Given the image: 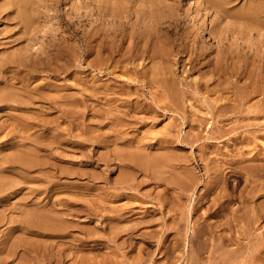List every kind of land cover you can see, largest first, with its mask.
Listing matches in <instances>:
<instances>
[{
    "label": "rangeland",
    "instance_id": "374dc122",
    "mask_svg": "<svg viewBox=\"0 0 264 264\" xmlns=\"http://www.w3.org/2000/svg\"><path fill=\"white\" fill-rule=\"evenodd\" d=\"M223 1L226 3L225 8L230 9L227 10L223 8V10H221L223 16L219 17L218 13L206 7L204 0H0V59H2L4 63L3 73H0V76H3V83H0V90L3 91V95H14L18 99L21 97L20 99L24 100V102L22 103L18 102V107H20V110L18 109V111L13 108H9V110H3V112L0 111V115L2 116L0 117V125L2 124L3 126H6V129L1 135L3 136V138L0 139V143L8 138L5 137V133L8 130V132L13 130V135L22 139L26 138L28 135H32L30 137V140L32 141L38 140L37 142L41 141L45 143H54L53 146L52 144L51 146L49 145V150L46 149L44 151H40L41 153L38 152L36 155L32 154V157L36 161L38 159L37 162L43 164L44 169H47L51 165H54L55 168L58 169V172L56 173L49 169L47 171L49 172L47 173L48 175H46L45 171L43 170L38 171L37 168H35L36 170H33L31 172H26L19 167L15 169H3V184L12 183L13 186L7 189L8 192H5L6 194L3 200V203H5V205L0 206V209L4 210L3 217L6 216L5 220L9 216H11L14 222L12 225L8 224L7 226V224H3V226L0 227V233H2L0 234V239L5 238L4 233L8 231L6 229H9L13 226L20 228L18 229V232H16V234L14 233V236L18 239H15L16 241L12 240L11 242L15 241L16 244L20 242V245L22 242H30L34 244L38 248V255H36L35 257L37 261L36 264H54L51 263L53 260V258L51 257L54 253L58 252L57 254H59L60 250L62 251L61 257H66L65 262H62L61 264H70L71 257L73 256L77 259L82 258L83 262H85L86 264H94L95 262L101 264V260H103L104 258L111 259V262L108 264H138L139 262V264H208V262L210 264L212 261L214 262V260V263H216L217 260V262H219L220 259L214 258L217 257V254H219L223 250V248H225V250H223L225 251L224 258L226 260L228 259L227 261L230 264L231 262H234L235 264L264 263L263 260L261 263V260L259 262L255 259H251L248 256V251H252L250 247L253 249L254 246V248H256V243L258 245L257 239H260L259 243H264V225H260V229L257 227V230L256 226L248 230L246 229L247 232H251L250 235L246 232V230L243 231V228L241 227L240 230L237 231L239 226L236 228L235 225L233 228H231L233 230L235 228L234 231L229 230L228 227H226L228 229L220 228L221 230L216 228L218 227V223L223 222L222 220H225L226 216L227 218H229L228 216L231 217L230 213H233H222L223 206L220 205L219 207V204H222L223 202L221 200V202L219 201V199H221L220 195L223 194V192H226V195L230 196L231 204L230 202L229 205L225 203L227 205L224 204V206L228 207L229 211H231L241 208L242 205L245 204L244 201L246 199L244 198H246L248 192H251L252 188L249 184L250 182L248 181L251 176L248 173L247 175H245L246 173H244V171H241V169L244 168L242 164L245 166V164L247 163V166H245L246 168L248 167V165L251 166V162H247V160L252 156H255L254 154H259L258 158L264 157V141L262 139L264 138L262 134V131L264 130H261L262 133H259L260 130H256L257 135H255V130L249 129V131H245L243 126H245L246 124L250 125L263 123L264 114L258 113L259 110L255 109L253 110L254 113H248L246 111L244 113L242 112V114L233 115V113L229 112L230 110L226 108L228 112L227 110L226 113L225 110L222 112V109L220 113L224 116L218 118V116L216 117V115L212 117L210 113L202 108L203 106L198 101H194L199 98L197 96L191 97L189 95L188 97H184V99H182L184 101H179L181 98V95L179 94V88H182L181 83H179V80L181 78H185L186 81H193L192 84L197 83L202 87L204 86V84H210L209 87L213 88L215 85L221 84L220 89L225 88L222 97L218 93L214 94L215 91L203 95L205 97L207 96L208 100L212 103L214 99L219 96V99L217 100L219 102L217 103V105H221V102H223V105L227 103L228 107L230 105H233L238 100L239 97L237 98L236 96H240V94L243 96L245 93L249 95V93H251L253 89V86L257 85V78H255V76L251 74H255L254 67L250 66L249 64L254 63V60L252 59H255L259 54L262 53L261 55H264V27L262 29H258L260 31L255 30L254 28L252 29V31H246L242 25H239L234 20V14L242 11L247 4L252 3L255 0ZM161 3L164 9L162 10V13L160 15L164 17V21L168 22L170 20H178V27L175 30L176 32H170L166 35L167 38H164V42L169 43L167 46V50L170 54V57L169 60H165L163 62L158 59L148 58V54H151L152 52L153 43L150 42L148 35L141 34V31L139 30L140 27L147 26L148 24V19H142L143 14L145 12L151 13L150 10L152 9H154V13H157V5ZM20 9L25 10L29 16V26H31L32 30L30 31L31 33L29 35L25 34L24 26L20 22V19L18 17V11ZM157 14H159V12ZM219 20H222L221 25H218L217 23L219 22ZM255 23H257L256 25L259 24L257 21ZM202 25L204 26V28L208 29L215 25L220 28L221 31H224V29H228L229 31L236 30L234 38L227 36V40L223 41V43H225L223 46L226 45L224 48L227 49V44L232 42L231 45L229 44V47L231 46V48L238 50V47L240 46L241 49H244L245 52L250 55V58L244 60V62H241L246 64L248 66V71L250 70L251 72V75L249 74L247 77L248 79L244 78L240 81L241 83H218L213 82V74L208 73V69L206 68L200 71L201 68L197 66L194 70H191V67L193 65H196V61H200L203 58L205 59L204 61H208L209 59L206 54L201 56L200 58L195 57L198 55L199 50H201L206 45H208V49L217 45V38H212V34L207 36V32H205V34H202L199 39H196V45L195 47H193L194 49H196L195 56H192V62H189L188 56L190 55V48L187 50L186 42L191 37L192 33L188 34L187 31L192 26H194L195 30L198 26ZM164 27H167V25H165ZM130 28H134L135 31L138 32H135V35L133 36L130 33ZM238 28H241V31L237 30ZM170 29L172 30V28ZM120 35H124V38L121 39ZM137 36L138 38L134 39V37L136 38ZM218 36L220 38L222 37L221 35ZM27 37L30 40H33L29 41ZM25 42H27L28 44H26ZM142 42H145V44H143ZM204 43L206 45H204ZM135 44L137 45V47ZM94 48L95 50H93ZM31 50L33 53L30 52ZM94 51L95 53H97L95 55L97 58H95L96 62H98L99 60V63L94 62V56H92L94 54ZM124 51L125 53H123ZM25 52L29 53V55L31 53L32 59L39 60L37 61V71L31 72L23 68H12L11 65L6 63L12 58L14 59L13 55L19 56V54ZM135 55L137 57L135 59H131V56ZM118 56L119 58H117ZM139 56L141 58H139ZM88 57L91 60H89ZM212 57L210 58V61H212L213 63ZM111 58H113L114 61H116L115 58H117L118 60L116 62H112ZM121 60H123V63ZM158 62L160 63V66ZM166 63H168L167 66ZM203 71L204 73H202V75L201 72ZM149 72L158 73L157 79L159 81L157 83H152L150 81L151 74ZM199 74L201 77L199 76ZM198 78L201 79L198 80ZM166 79L168 80V82H170V85L171 83H175L176 85L174 84V86H170L168 82H166ZM207 80L208 83H204ZM233 85L236 86V92H234L235 89L233 88ZM160 86H166L168 88L170 87V89H168V93L163 92L164 94H162V90L159 88ZM171 87H175L176 89H178V91L174 89L175 92H173V89ZM217 89H219V87H217ZM148 90L151 92H149ZM152 92L155 93L152 94ZM170 93H172V95ZM174 93L178 94L175 95ZM201 93L203 92L201 91ZM168 94L169 96H176L173 104H176L177 106L182 105L183 109L181 112L165 113V111H162V109L166 107V105H169L170 101L167 98ZM176 98L179 101L178 103H180L179 105L176 102ZM229 98L233 101L231 100L230 102H228ZM154 99H158L157 102H160L159 105L154 103ZM224 99L225 101H223ZM257 99V96H253L252 99H248L249 103L243 102L245 103V105L242 110L245 109L248 104L251 106V104L256 103ZM63 102H66V104H64ZM145 103L148 107H145ZM11 105L16 104L11 103ZM142 106L147 110H145V108H141ZM134 107L135 110L133 109ZM142 109H144L145 112H141ZM154 109L157 111V114L151 113L152 110L155 111ZM138 110L139 112L138 114H136ZM133 111L136 115L139 116V118L135 116V114H133ZM10 115L15 116L17 119H11L10 117H8ZM64 115L67 116L66 119L64 118ZM108 115L111 117H109ZM78 116H82L80 118L81 120L78 119ZM76 117L78 118L76 119ZM58 118L60 121L58 120ZM253 118L256 119L253 120ZM39 121L46 123V125H48V129H44L42 126H40ZM115 121L120 122L117 123ZM189 122H191V124ZM211 126L216 130H211ZM234 126L237 127H235L233 130V128L231 127ZM188 127L193 128L190 129ZM229 127L231 129H229ZM223 130L226 131V134ZM227 130L229 131L228 135ZM26 131L27 133H25ZM218 131H222L221 134L218 133ZM253 134L254 136H251ZM37 137H41L42 139H38ZM77 137L79 138V140ZM197 137L201 138H198L197 140ZM125 140L127 142H125ZM247 140H249V144ZM9 143L10 142L0 144V152H4L5 156L7 155V153H9ZM250 144L251 146L253 145L252 148H250L251 152L253 151L252 153L246 152L250 150L246 149ZM236 147H239L238 149L240 150L238 151ZM260 147L261 151L259 150ZM26 148L31 149L33 148V146L27 144ZM146 149H148V153L147 151H144ZM243 149H245V152ZM127 150L128 153H126ZM143 151L146 154L142 153ZM202 151H204V153ZM139 152H141V154ZM39 153L40 155H38ZM83 153H86V157L83 156L82 158ZM133 153H135L134 155L138 156L139 160L143 162L144 166L142 165V167H139L138 165H136L137 162L136 164H134V162L131 164L132 167L123 168L124 164L127 163H123V161H121L123 159V154L131 156V154ZM137 153H139L140 155ZM142 154L144 155L142 156ZM247 154L251 156H248ZM172 155L175 156L173 157ZM176 155L179 156L176 157ZM53 156L57 157V159H61V161L55 160ZM101 156L104 157V160ZM169 156H172L174 161L172 157L170 158ZM234 156L239 160V162L236 161L237 159ZM230 157L236 160L231 159L233 161L232 162L231 160H229ZM227 158L229 162L231 161L233 163L230 164L232 168L229 166V164H227L229 163L227 161ZM208 159H211L212 161H209ZM158 160L163 161H161V163H157L156 161ZM221 161L223 163H221ZM224 163L229 167H227ZM257 163L258 162H255V164L252 165L259 166L260 163ZM157 164L160 165L158 166ZM213 164H219L221 166L220 170H224L223 177L226 180L224 179V184L219 182L221 184L220 186L223 187H220L218 182H216V184L215 181L214 183H212L213 181L212 179H210L211 176V178L215 176L213 173H211L216 167H214ZM233 165L242 166L238 168L241 171L240 175L239 172L236 173V170L238 169L236 166L233 167ZM116 166L119 167V169ZM179 166H181V169ZM183 166L185 167L183 168ZM211 166L213 167L212 170L210 169ZM159 167L162 168L159 169ZM230 168L231 170H229ZM246 168L244 170H246ZM59 169L63 172L60 173ZM179 169L183 172H180ZM183 169H185V173ZM161 170H163L164 173H162L163 171L161 172ZM209 170H211V172ZM159 171L161 173H159ZM231 171L234 172V174ZM246 171L248 172V169ZM209 172L211 173V176L210 174H208ZM141 173L144 175H142ZM7 174H9V176ZM166 175H168V177ZM191 175L194 176L192 177ZM183 176H185L187 180L192 178V180L194 181H192L191 179L190 180L195 184V186L193 187L191 186V184H194L189 183L190 185L185 188L186 190L184 188L183 190H180V187L183 186V183L181 182L185 181ZM208 177L209 180H211V182L208 181L210 184H208L207 182ZM123 178H130L129 186L121 188L107 185L110 184V181L114 182L115 180H120ZM155 178L158 180H162V182H160V184L155 183ZM181 178H183L182 180L184 181L180 180ZM195 178L197 180H195ZM246 180L249 183H247ZM107 181L109 182L105 184V182ZM56 184L59 185L57 186ZM136 184L138 186H136ZM207 185L211 186L213 189L211 187L207 188ZM262 185H264V178L262 179V183L260 184V186H258V188H262ZM244 186L246 193L242 191L244 190V188H242ZM100 187L102 188L101 190L99 189ZM189 188L192 190L190 191ZM248 188L250 191H247ZM166 189L168 192L166 191ZM208 189H212L214 191L211 190V192H209L211 194H208L207 191V193H205V190ZM32 190L33 192L31 193ZM15 191L17 192V194ZM50 192L51 194L49 196ZM242 192L246 196H243L241 194ZM120 193L124 195L122 196ZM141 193L143 195H149L143 197ZM160 193L164 194H162L163 203L161 201V203L158 201L159 196H161ZM201 193L202 196L200 195ZM204 193L206 196L204 195ZM214 193H217L218 196L216 197V194ZM237 193H240V195L243 197L239 196V194ZM261 194H263V191H260L259 195L257 194L254 200L256 201V199L258 198L259 199L257 202H259V200H262V198L264 197ZM105 195L109 196L108 199H106L107 196ZM111 195H119V197H113ZM214 197L215 201L212 202L214 200ZM28 199L31 200V202H29ZM103 199H106V202ZM200 199H202V201ZM238 199H241V201L243 200V203L240 200L238 202ZM199 200L201 201V204ZM205 200L206 202L204 203L203 201ZM216 200L218 202H216ZM38 201H42V204L45 203V201H49L56 209L71 208L73 210L77 209V211L80 210L81 212L79 214L67 213L69 214V216L56 213V215L59 216H56L55 219H58V217L60 219H65V222H63L59 230L57 229L56 231H47L43 227H37L36 229H34V232L32 234H29L31 236H29L27 234L28 232L26 233L27 229L18 227L23 226L22 220L24 219H22V217L29 218L30 214H33L32 212L34 211H36V214L34 216L40 222L46 221L47 217H55L53 215V212L48 211H52L50 206H47L46 209L38 207L39 210H35V206L34 204H32V202L35 203ZM173 202L175 204H173ZM210 202L213 203V206L212 204H210ZM208 203L209 206L207 207L206 205H208ZM163 205L165 206V209ZM166 205L169 206L166 207ZM88 206L101 208H98V217L113 216L116 219L117 215L119 213L123 214V212L125 216L123 215L124 217H122L121 220L119 217L114 220L115 222L112 224L114 226V229L112 230L107 226V224H105L104 222L102 223L101 218H99V220L87 214L84 207ZM102 207H105V209H103ZM206 208L207 210H205ZM119 209H121L120 212L118 211ZM212 209L214 210V212ZM215 209H217V212H219V214L217 212V215L215 214ZM111 210L113 212H110ZM207 213L208 216L205 215ZM209 213L211 214V216L213 215L214 218L209 216ZM227 213L229 215H227ZM130 214L131 216H129ZM197 214L201 217L203 216L205 218V221H199L200 216H197ZM222 214H225V216ZM167 216H169L170 218ZM215 216L218 218H216ZM66 219L70 220V222H66ZM192 220H194L195 222H192ZM209 222L214 223L212 227L208 226V224H210ZM201 223L205 224L201 225ZM199 224L200 228L195 227ZM206 224L208 227H210L211 230L209 228V230H207V227H205ZM129 229H133L134 231L131 236L124 234V232ZM122 230L125 231L122 232ZM223 230L227 232L224 233ZM252 230L255 231L253 232ZM22 231H24L26 234ZM211 231L215 232L211 234ZM222 231L224 234H222ZM35 232L36 234H34ZM238 232L240 233L238 234ZM114 233H119L116 238H113ZM225 234L228 236H226ZM222 235L223 238H228L233 235L235 237H233L235 241L231 240V245L227 243V247L225 245L220 246L219 242L221 241L219 240H221L220 237H222ZM254 236L257 237V239H255ZM190 237L193 238V240ZM74 239L76 240L74 241ZM81 241L83 242V244L81 243ZM11 242L8 244L9 247ZM177 243L178 247L176 248ZM235 243L237 245H235ZM262 243H260V245L263 247H261L260 245L257 246L256 251H254L255 253H257V250H262L264 248V244L262 245ZM171 244H174V247H172ZM242 244L244 246H239ZM252 244L255 245L253 246ZM14 246L16 247L17 245ZM215 246H220L221 248L219 247V249L222 250H218V253ZM46 247H49V250H46ZM0 248L5 249L4 245H2L1 242ZM20 248L21 247H16V249L12 251V255L11 252L9 253V257L7 256V251L1 249L3 253L0 250V259H2V261L3 258L5 259V262H2L1 264H29L27 261L28 253H23L25 255L21 254L25 251L24 249L21 248V250ZM233 248H239L240 250H234ZM17 249H19L20 251ZM161 249H163V252H161ZM165 249H167V253L165 252ZM170 249H173V251H171ZM188 250H191L192 252L190 251V253ZM228 250H230V253L236 251L235 253L237 254V257L234 252L232 253V255H230ZM263 250L258 251L262 252V254L257 253L255 254V256L259 257L260 254L263 255ZM187 251L189 252V258L187 257ZM211 252L213 253V255L214 252H217L215 254L216 256L214 255V258L212 257L213 259L210 257ZM238 252L241 255H239ZM221 253L223 254V252ZM227 254H229L228 258H226V256H228ZM238 255L243 256L238 257ZM209 257L212 259L211 262L209 261ZM213 262L212 264H214ZM228 262L226 264H229ZM223 264H225V262Z\"/></svg>",
    "mask_w": 264,
    "mask_h": 264
},
{
    "label": "bare ground",
    "instance_id": "6f19581e",
    "mask_svg": "<svg viewBox=\"0 0 264 264\" xmlns=\"http://www.w3.org/2000/svg\"><path fill=\"white\" fill-rule=\"evenodd\" d=\"M91 1V0H90ZM139 1V0H138ZM142 1V0H141ZM205 1V5H206V7L208 8V9H210V10H212V11H214V12H216V13H218V15H219V17H221V16H223L222 14V11L221 10H223V8H225V5H226V3L223 1V0H204ZM237 1V0H236ZM235 1V2H236ZM148 2V1H147ZM156 3V2H155ZM158 3V2H157ZM37 4V3H36ZM59 4V3H58ZM25 5H27V4H25ZM24 5V6H25ZM125 5V4H124ZM127 6V5H126ZM115 7V6H114ZM137 7V6H136ZM154 8V7H153ZM5 9V8H4ZM32 9V8H31ZM164 9V7H163V5H162V3L161 4H158L157 5V13L159 12V14H157V13H154L153 11H154V9H152V10H150L151 11V13H147V12H145L144 14H143V20H147L148 19V24H147V26H144V27H140L139 28V30L141 31L140 33L141 34H145V35H148V38H149V40H150V42L151 43H153V48H152V52H151V54H148V58H152V59H158V60H160L161 62H163V61H165V60H169V57H170V54H169V52H168V50H167V46H168V44L169 43H165L164 42V38L166 37V35L168 34V33H170V32H176L175 30H176V28L178 27V20H170V18H169V20L170 21H168V22H166V21H164V17L162 16V15H160L161 13H162V10ZM225 9H227V10H229L228 8H225ZM224 9V10H225ZM60 10V9H59ZM98 10V9H97ZM128 10V9H127ZM226 10V11H227ZM112 11V10H111ZM125 11V10H124ZM134 12V11H133ZM137 12V11H136ZM188 12V11H187ZM63 13V12H62ZM103 13V12H102ZM107 13V12H106ZM50 14V13H49ZM68 14V13H67ZM168 14H170V13H168ZM175 14H176V12H175ZM211 14V13H210ZM133 15H134V13H133ZM163 15H165V14H163ZM35 16V15H34ZM81 16V15H80ZM174 16V15H173ZM18 17H19V19H20V22L23 24V26H24V30H25V34L26 35H29L31 32L30 31H32L31 30V26H29L30 25V20H29V16H28V14L26 13V11L25 10H22V9H20L19 11H18ZM100 17V16H99ZM135 17V16H134ZM140 18V17H139ZM178 18V17H177ZM234 20L236 21V23H238L239 25H242L243 27H244V29L246 30V31H252V29L254 28L255 30H258V29H262L263 27H264V0H255V1H253L252 3H249V4H247L246 6H245V8L242 10V11H240V12H238V13H236V14H234ZM219 19H221V18H219ZM133 20V19H132ZM167 20V19H166ZM180 20H182V19H180ZM194 20V19H193ZM134 21V20H133ZM137 21V20H136ZM140 21H141V19H140ZM140 21H138V22H140ZM222 20H219V22H217L218 23V25H221V22ZM258 22L259 24L258 25H256L257 23H255V22ZM191 22V21H190ZM194 22V21H193ZM210 22V21H209ZM254 22V23H253ZM100 23V22H99ZM111 23V22H110ZM113 24V23H112ZM136 24V23H135ZM211 24V23H210ZM40 25V24H39ZM67 25V24H66ZM124 25V24H123ZM165 25H167V27H164ZM192 25V24H191ZM209 25V24H208ZM224 25V24H223ZM130 27H132V26H130ZM209 27V26H208ZM224 27H226V26H224ZM241 27V26H240ZM29 28V29H28ZM170 28H172V30L170 29ZM206 29V30H205ZM237 30H240L241 31V28H238ZM258 31H260V30H258ZM135 32H138V31H135V29L134 28H130V33L134 36L135 35ZM205 32H207V36H209V35H211L212 34V38H217V40H216V42H217V45L216 46H214V47H210L209 49L207 48L208 47V45H206L205 43H204V45H206V46H204L201 50H199V52H198V55L197 56H195V52H196V49H194L193 47H195V45H196V39H199L201 36H202V34H205ZM235 32H236V30L235 31H233V30H231V31H229L228 29H224V31H221L220 30V28H218L217 26H212V27H210V29H208V28H204V26L202 25V26H198L195 30H194V26H192L191 28H189V30L187 31V33L188 34H190V33H192V35H191V37L187 40V42H186V47H187V50L190 48V55L188 56V60H189V62L191 63L192 62V60H191V58H192V56L194 57H198V58H200L201 56H203V55H205L206 54V56H208L209 57V59H208V61L206 60V61H204L205 59L203 58L202 60H200V61H196L195 62V66L193 65L192 67H191V70H194L197 66L198 67H200L201 69H200V71H202L203 69H208V73H212L213 74V77L214 78H212L213 79V82H218V83H238V82H240L241 80H243L244 78H247L248 77V75L251 73L250 72V70L248 71V66L246 65V64H244V63H241V62H244V60H246V59H248V58H250V55H248L246 52H245V50L244 49H241L240 48V46L238 47L239 49L238 50H236V49H233V48H231V46L229 47V44L231 45V43H228L227 44V49H225L224 47L226 46H223L225 43H223V41H225V40H227V36H229V37H232V38H234V34H235ZM218 35H221L222 37L220 38ZM128 37V36H127ZM28 38V37H27ZM120 38L121 39H123L124 38V35H120ZM138 38V36L135 38L134 37V39H137ZM167 38V37H166ZM241 38H243V37H241ZM29 39V38H28ZM35 39V38H34ZM70 39V38H69ZM162 39V40H161ZM169 39V38H168ZM262 39V38H261ZM33 40V39H32ZM32 40H30L29 39V41H32ZM185 40V39H184ZM186 41V40H185ZM37 42V41H36ZM126 42V41H125ZM125 42H123V43H125ZM128 42V41H127ZM213 42V41H212ZM259 42V41H258ZM26 44H28L27 42H25ZM109 43V42H108ZM143 44H145V42H142ZM127 44V43H126ZM189 44H191V45H189ZM220 44H221V46H220ZM111 45V44H110ZM136 45V44H135ZM236 45H237V43H236ZM243 45H245V44H243ZM96 46H97V44H96ZM95 46V47H96ZM125 46V45H124ZM136 47H137V45H136ZM259 47V46H258ZM71 48V47H70ZM93 48V47H92ZM102 48V47H101ZM123 48V47H122ZM177 48V47H176ZM248 48V47H247ZM72 49V48H71ZM75 49V48H74ZM93 50H95V48L93 49ZM106 50V49H105ZM104 50V51H105ZM259 50V49H258ZM121 51H123V50H121ZM121 51H120V54H121ZM139 51V50H138ZM260 51V50H259ZM30 52H32V50L30 51ZM71 52V51H70ZM103 52V51H102ZM33 53V52H32ZM63 53V52H62ZM94 53V54H93ZM92 54V56H94L93 58H94V62H96V54L97 53H95V51L93 52ZM123 53H125V51L123 52ZM140 53H141V50H140ZM261 53V52H260ZM71 54V53H70ZM119 54V55H120ZM262 54V53H261ZM261 54H259L258 56H256V58L254 59H252V60H254V63H250L249 65L250 66H252V67H254V72H255V74L254 73H251L252 75H254L255 76V78H257V85H255V86H253V89H252V91H251V93H249V95L248 94H244L243 96L240 94V96H236L237 98H238V100L237 99H235V100H237L233 105H230L229 107L227 106L228 104L226 103V104H224L223 105V102H221L220 104L221 105H217V103L219 102V101H217L218 99H219V96L216 98V99H214V101H213V103L212 102H210L209 100H208V98H207V96L205 97L203 94H208V93H211V92H214V94H216V93H218L221 97H222V95H223V92L225 91V88L224 89H220V86H221V84H219V85H215L213 88L211 87H209V85L208 84H204V83H208V80L206 81V82H204L203 84H204V86L202 87V86H199L197 83L196 84H192V82L193 81H186V79L185 78H181L180 80H179V83H181V89L179 88V94L181 95H179L181 98H180V102H182V101H184V100H182V99H184V97H188L189 95L191 96V97H194V96H197V97H199L197 100H194V101H198L203 107L202 108H204L208 113H210L211 114V116L212 117H214L215 115H216V117L218 116V118L220 117H222V116H224V115H221V113H220V111L222 110V112L225 110V113H226V110L228 109V110H230L229 112H232L233 113V115H237V114H242V112L244 113V112H248V113H254L253 112V110H259L258 111V113H261V114H264V55H261ZM102 55V54H101ZM14 56V59L12 58L11 60H9V61H7L6 63L7 64H9V65H11L12 66V68H18V69H20V68H23V69H26L27 71H31V72H33V71H37V68H38V62L37 61H39V60H35V59H32V55H31V53H30V55H29V53H27V52H25V53H21V54H19V56L18 55H13ZM73 56V55H72ZM108 56V55H107ZM115 56H117V55H115ZM172 56V55H171ZM187 56V55H186ZM213 56V57H212ZM137 56L135 55V56H131V59H135ZM146 57H147V55H146ZM174 57V56H173ZM183 57V56H182ZM212 57V59H213V63H212V61H210L211 58ZM64 58H66V57H64ZM92 58V59H93ZM96 58V59H95ZM105 58V57H104ZM117 58H119V56L117 57ZM117 58H115V60L117 61L118 59ZM126 58V57H125ZM139 58H141L140 56H139ZM88 59H89V57H88ZM112 59V62H116V61H114L113 60V58H111ZM183 59V58H182ZM207 59V58H206ZM250 59V60H251ZM1 61H0V73H3V67H4V63H3V60L2 59H0ZM89 60H91V59H89ZM107 60V59H106ZM184 60V59H183ZM182 60V61H183ZM68 61V60H67ZM66 61V62H67ZM86 61H87V59H86ZM122 61V63H123V60H121ZM129 61V60H128ZM145 61V60H144ZM186 61V60H185ZM103 62H104V60H103ZM119 62V61H118ZM96 63H99V60H98V62H96ZM132 63H133V61H132ZM131 63V64H132ZM157 63V62H156ZM159 63V62H158ZM185 63H187V62H185ZM85 64H88V63H85ZM93 64V63H92ZM112 64V63H111ZM115 64H117V63H115ZM114 64V65H115ZM137 64H138V62H137ZM154 64V63H153ZM164 64V63H163ZM162 64V65H163ZM167 64L168 63H166V66H167ZM96 65V64H95ZM101 65V64H100ZM104 65V64H103ZM125 65V64H124ZM159 66H160V63H159ZM181 66H183V65H181ZM180 66V67H181ZM115 67V66H114ZM119 67V66H118ZM153 68H154V65H153ZM160 68V67H159ZM158 68V69H159ZM171 68V67H170ZM184 68V67H183ZM186 68V67H185ZM96 69V68H95ZM110 69V68H109ZM108 69V70H109ZM169 69V68H168ZM125 70V69H124ZM172 70V69H171ZM182 70V69H181ZM188 70V69H187ZM199 70V69H198ZM248 71V72H247ZM105 72V71H104ZM151 72V71H150ZM149 72V73H150ZM42 73V72H41ZM149 73H148V75H149ZM168 73V72H167ZM166 73V74H167ZM170 73V72H169ZM202 73H204V71L203 72H201V74ZM151 74V82L152 83H157L159 80L157 79V77H158V73L157 72H152V73H150ZM160 74V73H159ZM250 74V75H251ZM1 75V74H0ZM134 75V74H133ZM162 75V74H161ZM182 75H183V73H182ZM186 75H187V73H186ZM203 75V74H202ZM227 75V76H226ZM167 76V75H166ZM199 76H200V74H199ZM182 77V76H181ZM201 77V76H200ZM216 77V78H215ZM223 77V78H222ZM226 77V78H225ZM188 78V77H187ZM199 79H201V78H198V80ZM209 79V78H208ZM222 79V80H221ZM248 79V78H247ZM142 80V79H141ZM167 80V79H166ZM5 81V80H4ZM80 81H81V79H80ZM170 81V80H169ZM245 81V80H244ZM22 82V81H21ZM166 82H168V80L166 81ZM0 83H3V76H0ZM24 83V82H23ZM170 82H168V84H169ZM174 83V82H173ZM241 83V82H240ZM143 84V83H142ZM141 84V85H142ZM166 84V83H165ZM175 84V83H174ZM174 84H172L171 83V85L172 86H174ZM213 84V83H212ZM21 85H23V84H21ZM149 85H150V83H149ZM148 85V86H149ZM160 85H162V84H160ZM170 85V84H169ZM170 85V86H171ZM176 85V84H175ZM200 85H201V83H200ZM208 85V86H207ZM5 86V85H4ZM8 86H10V85H8ZM7 86V87H8ZM147 86V87H148ZM234 87V92H236V86L235 85H233ZM240 86V85H239ZM21 87V86H20ZM150 87V86H149ZM155 87V86H154ZM177 87V86H176ZM217 87H219V89H217ZM241 87V86H240ZM10 88V87H9ZM94 88V87H93ZM133 88V87H132ZM161 90H162V94H164L165 92H167L168 93V89H170V87L168 88V87H166V86H160L159 87ZM167 88V89H166ZM172 88V87H171ZM153 89V88H152ZM173 89V90H172ZM171 90L173 91V92H175V90H177L178 91V89H176L175 87H173ZM175 89V90H174ZM243 89V88H242ZM39 90V89H38ZM167 90V91H166ZM203 92V93H201V91ZM230 90V89H229ZM37 91V90H36ZM41 91V90H40ZM149 91V90H148ZM154 91V90H153ZM172 91H170V92H172ZM245 91H246V89H245ZM149 92H151V91H149ZM155 92H159V91H155ZM155 92H152V94L153 93H155ZM164 92V93H163ZM230 92V91H229ZM42 93V92H41ZM93 93V92H92ZM119 93V92H118ZM143 93V92H142ZM29 94V93H28ZM151 94V95H152ZM157 94V93H156ZM161 94V93H160ZM171 95H172V93H170ZM175 94V93H174ZM176 94H178V93H176ZM175 94V95H176ZM229 94V93H228ZM232 94V93H231ZM106 95V94H105ZM137 95V94H136ZM155 95V94H154ZM227 95V94H226ZM230 95V94H229ZM234 95V94H233ZM247 95V96H246ZM231 96V95H230ZM253 96H257V100H256V103H254V104H251V106L248 104V106H246L245 107V109H243L242 110V108L244 107V105H245V103L246 102H248L249 100V98H253ZM155 97V96H154ZM175 97L176 96H169V94H168V100L170 101L169 102V105H166V107H164L163 108V106H162V111H165V113H177V112H181L182 111V109H183V106L182 105H180V106H177L176 104H173L174 103V101H175ZM178 97V96H177ZM21 98V97H20ZM18 99L16 96H14V95H8V94H4L3 95V91H1L0 90V111L1 112H3V110H9V108H13V109H16L17 111H18V109L20 108V107H18L19 106V104H18V102H20V103H22V102H24V100H22V99ZM214 98V97H213ZM212 98V99H213ZM248 98V99H247ZM212 99H211V101H212ZM86 100V99H85ZM133 100V99H132ZM158 100V99H157ZM157 100L156 99H154V103L155 104H157V105H159V103L160 102H157ZM182 100V101H181ZM232 99H228V102H230ZM178 100H177V98H176V102L178 103L179 102ZM186 101V100H185ZM223 101H225V99L223 100ZM233 101V100H232ZM243 102H245V103H243ZM11 103H15L16 105H11ZM38 103V102H37ZM59 103V102H58ZM64 104H66V102H63ZM130 103H132V102H130ZM232 103V102H231ZM249 103V102H248ZM70 104V103H69ZM149 104V103H148ZM164 104H167V103H164ZM180 103H178V105H179ZM199 104V105H200ZM34 105V104H33ZM151 105V104H150ZM147 105H146V103H145V107H146ZM108 107H110V106H108ZM145 107H141V108H145ZM148 107V106H147ZM151 107H153V106H151ZM160 107V106H159ZM51 108V107H50ZM112 108V107H111ZM161 108V107H160ZM227 108V109H226ZM22 109H25V108H22ZM31 109V108H30ZM68 109V108H67ZM75 109V108H74ZM79 109V108H78ZM132 109V108H131ZM134 110H135V107L133 108ZM20 110V109H19ZM81 110V109H80ZM145 110H147L146 108H145ZM155 110V109H154ZM228 110H227V112H228ZM113 111V110H112ZM215 111V112H214ZM22 112V111H21ZM42 112V111H41ZM118 112V111H117ZM129 112H130V110H129ZM138 112H139V110L137 111V113L136 114H138ZM141 112H145L144 111V109H142L141 110ZM198 112V111H197ZM31 113V112H30ZM40 113V112H39ZM51 113V112H50ZM107 113H108V111H107ZM122 113V112H121ZM146 113H147V111H146ZM151 113H154V114H157V111L155 110V111H151ZM24 114V113H23ZM34 114V113H33ZM95 114H97V113H95ZM99 114H101V113H99ZM117 114V113H116ZM133 114H135V112L133 111ZM135 114V116H137L138 118H139V116L138 115H136ZM194 114V113H193ZM219 114V115H218ZM223 114V113H222ZM48 115H49V113H48ZM83 115V114H82ZM123 115V114H122ZM127 115V114H126ZM109 116V115H108ZM253 116V115H252ZM0 117H2L1 115H0ZM8 117H10L11 119H14V120H16L17 118L15 117V116H13V115H10V116H8ZM66 115H64V118L66 119ZM79 117V118H78ZM78 117H76V119L78 118V119H80L81 117L80 116H78ZM109 117H111V116H109ZM132 117V116H131ZM189 117V116H188ZM238 117V116H237ZM101 118V117H100ZM114 118V117H113ZM112 118V119H113ZM148 118V117H147ZM152 118V117H151ZM239 118V117H238ZM249 118H251V117H249ZM257 118V117H256ZM256 118H253V120L254 119H256ZM259 118H260V116H259ZM52 119V118H51ZM64 119V120H65ZM70 119V118H69ZM214 119V118H213ZM263 119H264V117H263ZM58 120H59V118H58ZM81 120V119H80ZM83 120V119H82ZM115 120H117V119H115ZM133 120V119H132ZM153 120V119H152ZM181 120V119H180ZM189 120V119H188ZM187 120V121H188ZM198 120V119H197ZM231 120V119H230ZM262 120V119H261ZM35 121V120H34ZM60 121V120H59ZM106 121V120H105ZM111 121V120H110ZM109 121V122H110ZM155 121V120H154ZM225 121V120H224ZM229 121V120H228ZM256 121V120H255ZM107 122V121H106ZM115 122H117V121H115ZM118 122H120V121H118ZM117 122V123H118ZM133 122V121H132ZM183 122V121H182ZM185 122V121H184ZM206 122H207V120H206ZM253 122V121H252ZM2 123V122H1ZM67 123V122H66ZM102 123V122H101ZM188 123V122H187ZM186 123V124H187ZM190 124H191V122H189ZM201 123H203V122H201ZM200 123V124H201ZM39 124H40V126H42L44 129H48V125H46V123H44V122H42V121H39ZM79 124H80V122H79ZM76 125V124H75ZM129 125V124H128ZM197 125V124H196ZM199 125V124H198ZM218 125V124H217ZM235 125V124H234ZM78 126V125H77ZM89 126V125H88ZM119 126V125H118ZM124 126V125H123ZM190 126V125H189ZM201 126V125H200ZM73 127V126H72ZM75 127V126H74ZM86 127V126H85ZM196 127V126H195ZM194 127V128H195ZM207 127V126H206ZM224 127V126H223ZM235 127H237V126H234V127H231V128H233V130H234V128ZM132 128V127H131ZM188 128H190V127H188ZM191 128H193V127H191ZM190 128V129H191ZM202 128H203V126H202ZM221 128V127H220ZM230 127H229V129H231ZM243 128H244V130L245 131H249V129H251V130H255V135H257L256 134V130H260L259 131V133L261 132V130H264V122L263 123H259V124H250V125H245V126H243ZM6 129V126H3L2 124L0 125V139L1 138H3V136H1L2 135V133H3V131ZM11 130V129H10ZM172 130V129H171ZM189 130V129H188ZM211 130H216V129H214L212 126H211ZM9 131V130H8ZM6 132L5 133V137H8L6 140H4V141H2L0 144H3V143H6V142H10L8 145L10 146V149L8 150V152L9 153H7V155L5 156V154H4V152H0V202H1V205L0 206H3V205H5V203H3V200H4V197H5V192L7 191V189H9V187H11V186H13V184L11 183V184H9V183H6V184H3V178H2V174H3V169H15V168H17V167H19V168H21L22 170H24V171H26V172H31V171H33V170H36L35 168H37L38 169V171H45V173H46V175H48L47 173H49V172H47L49 169L51 170V171H53V172H58V169H56L55 168V166L54 165H51L50 167H48L47 169H44L43 168V164H41V163H39V162H37L38 161V159H37V161L35 160V159H33V157H32V154H37L38 152H40V151H44V150H46V149H48L49 150V145L51 146V144L52 143H45V142H37V141H32V140H30V137L32 136V135H28L26 138H24V139H22V138H19V137H16L15 135H13V130H11L10 132ZM63 131V130H62ZM190 131V130H189ZM224 131V130H223ZM170 132V131H169ZM221 132L222 131H218V133H220L221 134ZM228 130H227V135H228ZM263 132V133H262ZM261 133L263 134V136H264V131H262ZM25 133H27V131L25 132ZM168 133V132H167ZM171 133V132H170ZM190 133V132H189ZM216 133V132H215ZM224 133L226 134V131H224ZM231 133V132H230ZM181 134V133H180ZM196 134H198V133H196ZM200 134V133H199ZM241 134V133H240ZM240 134H239V136H240ZM261 134V135H262ZM226 135V136H227ZM259 135V134H258ZM260 135V136H261ZM71 136V135H70ZM99 136V135H98ZM100 136H102V135H100ZM144 136H146V135H144ZM179 136V135H178ZM222 136V135H221ZM220 136V137H221ZM249 136V135H248ZM251 136H254V134L253 135H251ZM65 137V136H64ZM125 137V136H124ZM170 137V136H169ZM223 137V136H222ZM259 137V136H258ZM36 138V137H35ZM38 139H42L41 137H37ZM62 138V137H61ZM78 138V137H77ZM96 138V137H95ZM109 138V137H108ZM123 138V137H122ZM166 138V137H165ZM185 138H186V136H185ZM192 138V137H191ZM198 138H201V137H197V140H198ZM218 138H219V136H218ZM254 138V137H253ZM256 138V137H255ZM260 138H262V137H260ZM259 138V139H260ZM131 139V138H130ZM133 139V138H132ZM145 139V138H144ZM143 139V140H144ZM188 139V138H187ZM263 139V141H264V138H262ZM34 140H36V139H34ZM78 140H79V138H78ZM98 140V139H97ZM113 140V139H112ZM129 140V139H128ZM152 140V139H151ZM165 140V139H164ZM189 140H191V139H189ZM244 140V139H243ZM245 140H246V138H245ZM244 140V141H245ZM249 140H251V139H249ZM249 140H247V142L249 141ZM43 141V140H42ZM44 141H47V140H44ZM131 141V140H130ZM159 141V140H158ZM163 141V140H162ZM125 142H127L126 140H125ZM174 142V141H173ZM224 142V141H223ZM80 143V142H79ZM99 143V142H98ZM118 143V142H117ZM135 143V142H134ZM155 143H156V141H155ZM175 143V142H174ZM27 144H29V145H32L33 146V148H31V149H29V148H26V146H27ZM54 144V143H53ZM53 144H52V146H53ZM112 144H114V143H112ZM248 144H249V142H248ZM109 145V144H108ZM116 145H118V144H116ZM151 145V144H150ZM164 145V144H163ZM162 145V146H163ZM242 145V144H241ZM264 145V144H263ZM110 146V145H109ZM115 146V145H114ZM121 146V145H120ZM123 146V145H122ZM145 146V145H144ZM152 146H153V144H152ZM249 146H251V144L249 145ZM245 147L246 149H250V148H252V146L251 147ZM257 146V145H256ZM260 146V145H259ZM116 147V146H115ZM132 147H134V146H132ZM170 147V146H169ZM168 147V148H169ZM243 147V146H242ZM241 147V148H242ZM163 148V147H162ZM171 148V147H170ZM237 148V147H236ZM239 148V147H238ZM237 148V150L239 151L240 149H238ZM7 149V148H6ZM53 149V148H52ZM55 149V148H54ZM76 149H77V146H76ZM104 149V148H103ZM123 149V148H122ZM136 149V148H135ZM176 149V148H175ZM261 149V147L259 148V150ZM79 150V149H78ZM81 150V149H80ZM106 150V149H105ZM125 150V149H124ZM130 150V149H129ZM140 150H143V149H140ZM148 149H146V150H144V151H147ZM154 150V149H153ZM160 150H161V148H160ZM172 150V149H171ZM244 150V152H245V149H243ZM254 150V149H253ZM142 152V153H145V152ZM150 151V150H149ZM170 151V150H169ZM237 151V152H238ZM261 151V150H260ZM58 152V151H57ZM126 152V151H125ZM166 152V151H165ZM174 152H175V150H174ZM203 153H204V151H202ZM202 152H201V154H202ZM241 152H243V151H241ZM246 152H250V153H252L251 152V149L250 150H248V151H246ZM41 153V152H40ZM40 153L38 154V155H40ZM53 153V152H52ZM87 153V152H86ZM86 153H83L82 154V158H83V156L84 157H86ZM126 153H128V150H127V152ZM140 154H141V152H139ZM139 153H137V154H139ZM147 153H148V151H147ZM162 153V152H161ZM160 153V154H161ZM219 153V152H218ZM55 154V153H54ZM88 154H89V152H88ZM95 154V153H94ZM135 153H133V154H131V156L130 155H127V154H123V159L121 160V161H123V163H126V164H124V166H123V168H129V167H132V163H134V164H136V162H137V164L136 165H138L139 167H142V165L144 166V164H143V162L141 161V160H139V158H138V156H136V155H134ZM139 154V155H140ZM146 154V153H145ZM155 154V153H154ZM169 154V153H168ZM37 155V156H38ZM62 155V154H61ZM144 154H142V156H143ZM149 155H150V152H149ZM233 155V154H232ZM231 155V156H232ZM238 155V154H237ZM236 155V156H237ZM248 156H251V155H249V154H247ZM255 156H252L251 158H249L248 160H247V162H251L250 164H251V166H249L248 165V167L246 168L245 166H247L246 164H245V166L242 164V166L244 167L243 169H241V171H244V173H246L245 175H247V173L251 176V178L250 179H248V181L250 182H248L247 180V183H249L250 185H251V192L249 193L248 192V194H247V196L246 195H244L243 194V192L241 193L243 196H246V198H244V199H246L244 202H245V204H243L242 205V203H243V200L241 201V199H238V202H239V200L242 202L241 203V205H242V207L241 208H239L238 210L237 209H235V210H231V211H229V209H228V207H225L224 206V204L225 203H227L228 205H229V202L231 201V199H230V196H228V195H226V192H223L222 190V192H223V194H221L220 196H221V199H219V201L221 200V201H223L222 202V204H219V207H220V205H222L223 206V212L222 213H224L225 212V214H226V212H228V213H230V212H233L232 214L230 213V215H231V217L230 216H228L229 218H227V216H226V218L225 217H223V218H225V220L223 219L222 221L223 222H220V223H218V222H215V223H218V227H216L217 229H222V228H226V227H228L229 228V230H231V231H234L235 230V228H234V230L233 229H231V228H233L234 227V225H235V227L237 228L238 226H239V228L237 229V231L238 230H240V227L241 228H243V231L244 230H248V229H250V228H254L255 226H256V230H257V227L259 228L260 227V225H264V202H263V200H264V198H262V200H259V202H257L258 201V199H256V201L254 200L255 199V196L258 194L259 195V193H260V191H263V194H261L263 197H264V190H262V189H264V185H262V188L260 187V188H258V186H260V184L262 183V179L264 178V157L263 158H258V155L259 154H254ZM262 155V154H261ZM260 155V156H261ZM88 156V155H87ZM147 156V155H146ZM165 156H166V154H165ZM164 156V157H165ZM173 156V155H172ZM171 156V157H172ZM175 156V155H174ZM173 156V157H174ZM179 156V155H178ZM177 155H176V157H178ZM227 156V155H226ZM241 156H242V154H241ZM244 156V155H243ZM263 156V155H262ZM39 157V156H38ZM101 157H103V156H101ZM154 157V156H153ZM162 157H163V154H162ZM170 157V156H169ZM170 157V158H171ZM173 157H172V159H173ZM235 157V156H234ZM53 158L55 159V160H57V161H61V159H57V157H55V156H53ZM144 158V157H143ZM159 158V157H158ZM200 158V157H199ZM236 158V157H235ZM65 159V158H64ZM87 159V158H86ZM96 159V158H95ZM141 159V158H140ZM155 159V158H154ZM164 159V158H163ZM177 159V158H176ZM179 159V158H178ZM181 159V158H180ZM236 160V159H233V158H231L230 157V159L229 160ZM54 160V161H55ZM103 160H104V157H103ZM115 160V159H114ZM193 160V159H192ZM205 160V159H204ZM209 160V159H208ZM211 160V159H210ZM209 160V161H210ZM218 160V159H217ZM231 160V161H232ZM50 161V160H49ZM53 161V160H52ZM160 160H158V161H156L157 163H161V161H163V160H161L160 162H159ZM171 161V160H170ZM173 161H174V159H173ZM212 161V160H211ZM216 161V160H215ZM224 161V160H223ZM227 161H228V158H227ZM229 162V163H227V164H229V166H230V164L233 162ZM236 161H238L239 162V160L237 159ZM47 162V161H46ZM62 162H64V161H62ZM225 162V161H224ZM237 162V163H238ZM241 162H242V160H241ZM245 162V161H244ZM255 162H258V163H260V165L258 166V165H252V164H255ZM154 163V162H153ZM166 163V162H165ZM171 163V162H170ZM182 163V162H181ZM215 163H217V162H215ZM221 163H223L222 161H221ZM234 163H236V162H234ZM257 163V164H258ZM68 164H70V163H68ZM114 164V163H113ZM119 164H121V163H119ZM149 164H151V163H149ZM169 164V163H168ZM225 164V163H224ZM233 164V163H232ZM117 165V164H116ZM158 165V164H157ZM157 165H156V167H157ZM160 165V164H159ZM158 165V166H159ZM163 165V164H162ZM167 165V164H166ZM172 165V164H171ZM181 165V164H180ZM226 165V164H225ZM225 165H224V167H225ZM80 166V165H79ZM115 166V165H114ZM118 166H120V165H118ZM121 166V167H122ZM152 166H153V164H152ZM176 166V165H175ZM213 166L215 167L214 169H213V167L211 166V170L213 169V172H211V170H209L211 173H213L215 176H213V178H211L212 176H211V173L209 172L208 174H210V179H212V183H214V181H215V184H216V182H220V183H223V181L225 182V178L223 177V172H224V170L222 171V170H220V165L218 164V165H216V164H213ZM227 166V165H226ZM229 166H227V167H229ZM234 166H236V165H233V167ZM240 166L241 165H238V166H236L237 167V169L238 168H240ZM241 166V167H242ZM82 167V166H81ZM117 167V166H116ZM164 167V166H163ZM180 167V169H181V166H179ZM185 166H183V168H184ZM223 167V168H224ZM231 167V166H230ZM235 167V168H236ZM118 169H119V167H117ZM154 168V167H153ZM152 168V169H153ZM162 168V167H161ZM160 167H159V169H161ZM222 168V169H223ZM232 168V167H231ZM231 168L229 169V170H231ZM246 168V170L248 169V172L246 171V170H244ZM83 169V168H82ZM165 169V168H164ZM180 169H179V171H180ZM81 170V169H80ZM131 170V169H130ZM156 170V169H155ZM173 170V169H172ZM184 170V173H185V169H183ZM228 170V171H229ZM234 170V169H233ZM232 170V171H233ZM239 170V169H238ZM236 170V173L237 172H239V175H240V173H241V171L239 170ZM23 171V172H24ZM158 171V170H157ZM163 170H161V172H162ZM174 171V170H173ZM172 171V172H173ZM182 171V170H181ZM180 171V172H181ZM227 171V170H226ZM231 171V172H232ZM246 171V172H245ZM5 172H7V171H5ZM59 172L60 173H62L63 171L62 170H60L59 169ZM160 171H159V173H161ZM179 172V173H180ZM183 172V171H182ZM187 172V171H186ZM230 172V173H231ZM108 173V172H107ZM139 173V172H138ZM162 173H164V171L162 172ZM183 173V174H184ZM228 173V172H227ZM230 173H229V175H230ZM233 174H234V172H232ZM235 173V174H236ZM41 174V173H40ZM142 174V173H141ZM140 174V175H141ZM147 174V173H146ZM166 174V173H165ZM170 174V173H169ZM175 174H177V173H175ZM206 174V173H205ZM207 174V175H208ZM8 176H9V174H7ZM29 175V174H28ZM107 175V174H106ZM111 175H112V173H111ZM142 175H144V174H142ZM161 175V174H160ZM228 175V176H229ZM248 175V176H249ZM88 176V175H87ZM164 176V175H163ZM167 177H168V175H166ZM189 176V175H188ZM192 176V175H191ZM194 176V175H193ZM192 176V177H193ZM44 177V176H43ZM126 177V176H125ZM148 177V176H147ZM162 177V176H161ZM190 177V176H189ZM188 177V178H189ZM209 177L207 178L208 180H207V182L209 181V182H211V180H209ZM243 177V176H242ZM245 177V176H244ZM51 178V177H50ZM94 178V177H93ZM145 178V177H144ZM171 178V177H170ZM184 178V180H182ZM183 178H181L180 180H182V181H184V182H181V183H183L182 185H180V186H182V187H180L181 189L180 190H183V188L185 189V188H187L190 184L189 183H193V182H191V180H192V178H190V179H186L185 178V176H183ZM227 178V177H226ZM229 178V177H228ZM241 178V177H240ZM247 178H249V177H247ZM225 179V180H224ZM230 179V178H229ZM11 180V179H10ZM14 180V179H13ZM111 180V179H110ZM149 180V179H148ZM147 180V181H148ZM168 180V179H167ZM177 180V179H176ZM187 180V181H186ZM195 180H197L196 178H195ZM241 180V179H240ZM245 180V179H244ZM46 181V180H45ZM91 181V180H90ZM130 178H123V179H120V180H115L114 182H109V181H107V182H105V184H107L108 182L110 183V184H107V185H109V186H112V187H121V188H123V187H126V186H129L130 184ZM136 181V180H135ZM155 183H159L160 184V182H162V180H158V179H156L155 178ZM192 181H194V180H192ZM205 181V180H204ZM228 181V180H227ZM242 181V180H241ZM245 181V182H246ZM95 182V181H94ZM208 182V184H210ZM230 182V181H229ZM239 182V181H238ZM14 183V182H13ZM56 183V182H55ZM93 183V182H92ZM151 183V182H150ZM196 183V182H195ZM211 183V184H212ZM217 183V184H218ZM219 183V186L221 185ZM60 184V183H59ZM59 184H56L57 186L59 185ZM177 184H178V182H177ZM194 184V183H193ZM224 184V183H223ZM222 184V185H223ZM19 185V184H18ZM45 185V184H44ZM50 185H53V184H50ZM101 185V184H100ZM157 185V184H156ZM15 186H16V183H15ZM20 186V185H19ZM136 186H138L137 184H136ZM146 186V185H145ZM178 186V185H177ZM191 186H195V184L194 185H192L191 184ZM216 186V185H215ZM218 186V185H217ZM225 186V185H224ZM226 186H227V184H226ZM225 186V187H226ZM6 187H8V188H6ZM64 187V186H63ZM90 187V186H89ZM93 187V186H92ZM170 187V186H169ZM172 187V186H171ZM207 188L208 187H211V186H209V185H207L206 186ZM220 187H223V186H220ZM41 188V187H40ZM49 188V187H48ZM58 188V187H57ZM66 188V187H65ZM95 188H97V187H95ZM94 188V189H95ZM175 188V187H174ZM212 188V187H211ZM215 188V187H214ZM231 188H233V187H231ZM242 188H244V190H242V189H240V190H242V191H244L245 193H246V191H245V186L244 187H242ZM53 189V188H52ZM68 189V188H67ZM90 189V188H89ZM92 189V188H91ZM100 190L102 189L101 187L99 188ZM169 189V188H168ZM171 189V188H170ZM176 189H177V187H176ZM190 189V188H189ZM213 189V188H212ZM211 189V190H212ZM15 190V189H14ZM64 190V189H63ZM96 190H98V189H96ZM179 190V191H180ZM186 190V189H185ZM192 189H190V191H191ZM210 189H208V190H205V193H207L208 192V194H211V193H209V192H211V190L209 191ZM236 190V189H235ZM249 190V188L247 189V191ZM18 191V190H17ZM49 191V190H48ZM166 191H167V189H166ZM175 191V190H174ZM176 191H178V190H176ZM207 191V192H206ZM212 191H214V190H212ZM232 191V190H231ZM250 191V190H249ZM8 192V191H7ZM14 192V191H13ZM16 192V191H15ZM33 192V190L31 191V193ZM60 192V191H59ZM76 192V191H75ZM94 192V191H93ZM168 192V191H167ZM183 192H185V191H183ZM188 192V191H187ZM233 192V191H232ZM241 192V191H240ZM46 193V192H45ZM85 193V192H84ZM122 193V192H121ZM120 193V194H121ZM205 193H204V195H205ZM213 193V192H212ZM16 194H17V192H16ZM40 194V193H39ZM50 194H51V192L49 193V196H50ZM53 194V193H52ZM108 194V193H107ZM142 194V193H141ZM161 194V196H159V198H158V201L160 202H162L163 203V193H160ZM163 194V195H162ZM184 194V193H183ZM214 194H216L215 196L217 197L218 195H217V193H214ZM219 194V193H218ZM237 194H239V196H241L240 195V193H237ZM10 195V194H9ZM54 195V194H53ZM52 195V196H53ZM109 195V194H108ZM122 195V194H121ZM124 195V194H123ZM122 195V196H123ZM133 195V194H132ZM143 195V194H142ZM147 195H149V194H144L143 195V197L144 196H147ZM201 196H202V193L200 194ZM234 195V194H233ZM30 196V195H29ZM33 196V195H32ZM32 196H31V198H32ZM105 196H107V195H105ZM111 196H113V195H111ZM116 196V195H115ZM115 196H113V197H115ZM158 196V195H157ZM206 196V195H205ZM239 196H237V197H239ZM243 196H241V197H243ZM108 197L109 196H107V198L106 199H108ZM116 197H119V195L118 196H116ZM130 197V196H129ZM132 197V196H131ZM137 197V196H136ZM199 197V196H198ZM260 197V196H259ZM9 198H11V197H9ZM51 198V197H50ZM201 198V197H200ZM207 198H208V195H207ZM21 199V198H20ZM105 199V200H106ZM140 199V198H139ZM146 199V198H145ZM148 199V198H147ZM170 199H171V197H170ZM199 199V198H198ZM205 199V198H204ZM210 199V198H209ZM212 199V198H211ZM29 200V199H28ZM104 200V199H103ZM104 200V201H105ZM151 200V199H150ZM174 200V199H173ZM201 201H202V199H200ZM199 200V202H200V204H201V201ZM237 200V199H236ZM21 201H23V200H21ZM141 201V200H140ZM177 201V200H176ZM197 201V200H196ZM215 201V197H214V200L212 201V202H214ZM220 201V202H221ZM261 201V202H260ZM27 202V201H26ZM29 202H31V200H29ZM106 202V201H105ZM160 202V203H161ZM164 202H165V200H164ZM168 202V201H167ZM198 202V201H197ZM204 203L206 202V200L205 201H203ZM216 202H218L217 200H216ZM28 203V202H27ZM26 203V204H27ZM74 203V202H73ZM8 204V203H7ZM29 204V203H28ZM32 204H34V206H35V210H39V208H43V209H46V207L47 206H50V208H51V210L52 211H50V210H48L49 212H53V215L55 216L54 218L53 217H47V219H46V221H42V222H40V221H38V219H36V217L34 216L35 214H36V211H34V212H32L33 214H30V217L29 218H27V217H22V219H24V220H22V224H23V226H18V227H23V228H25V229H27V231H26V233L29 235V234H32L33 232H34V229H36L37 227H43L44 229H46L47 231L48 230H52V231H56L57 229L59 230V228H60V226H62V224H63V222H65V219L63 218V219H60L59 217H58V219H55L56 218V216H59V215H56V213L58 214H60V215H67V216H69V214H67V213H74V214H79L81 211L80 210H78L77 211V209L76 210H73V209H71V208H67V209H56L54 206H53V204L51 203V202H49V201H45V203H43L42 204V201H38V202H35V203H33L32 202ZM99 204H100V202H99ZM104 204V203H103ZM106 204V203H105ZM154 204V203H153ZM169 204V203H168ZM173 204H175L174 202H173ZM203 204V203H202ZM207 204V203H206ZM210 204H212V206H213V203H211L210 202ZM227 204H225V205H227ZM230 204H231V202H230ZM150 205V204H149ZM197 205V204H196ZM30 206V205H29ZM102 206V205H101ZM152 206V205H151ZM164 206V205H163ZM167 206H169V205H166V207ZM172 206V205H171ZM195 206V205H194ZM207 207L209 206V203H208V205H206ZM39 207V208H38ZM91 207V206H90ZM89 206L88 207H84V209H85V212L87 213V214H89V215H91L93 218H96V219H99V218H101L102 219V223L104 222L105 224H107V226L108 227H110L112 230L114 229V226L112 225L115 221L114 220H116L118 217L120 218V220H121V218L122 217H124L125 215H124V212H123V214H118L117 215V218L115 219V217H113V216H100V217H98L97 216V212H99V209H101V208H99L100 207V205H99V209L98 208H96V207H91L90 208ZM173 207V206H172ZM214 207H215V205H214ZM23 208V207H22ZM31 208V207H30ZM33 208V207H32ZM103 209H105V207H102ZM132 208V207H131ZM177 208V207H176ZM196 208H198V207H196ZM195 208V209H196ZM201 208V207H200ZM209 208H212V207H209ZM164 209H165V206H164ZM171 209V208H170ZM219 209V208H218ZM1 210V209H0ZM26 210V209H25ZM120 210L121 209H119L118 211L120 212ZM126 210V209H125ZM193 210V209H192ZM205 210H207V208L205 209ZM209 210H211V209H209ZM213 210V209H212ZM216 211H215V214H216V212H217V209H215ZM3 211L4 210H1V212H0V227H2L3 226V224L4 225H6L7 224V226H8V224H13V222H14V220H13V218H11V216H9L6 220H5V217H3ZM47 211V212H48ZM166 211V210H165ZM220 211H221V209H220ZM110 212H113L112 210L110 211ZM130 212H132V211H130ZM129 212V213H130ZM198 212V211H197ZM196 212V213H197ZM200 212V211H199ZM208 212V211H207ZM210 212V211H209ZM213 212H214V210H213ZM26 213V212H25ZM24 213V214H25ZM192 213V212H191ZM195 213V212H194ZM193 213V214H194ZM202 213H203V211H202ZM218 214H219V212H217ZM227 213V215H229ZM5 214V213H4ZM47 214V213H46ZM127 214V213H126ZM174 214V213H173ZM173 214H171V215H173ZM210 214V213H209ZM225 214H222V215H224L225 216ZM29 215V214H28ZM124 215V216H123ZM170 215V214H169ZM205 215H207L208 216V213L207 214H205ZM217 215V214H216ZM127 216V215H126ZM129 216H131V214L129 215ZM197 216H200V215H198L197 214ZM209 216H211V214L209 215ZM63 217V216H62ZM167 217H169V216H167ZM172 217V216H171ZM194 217V216H193ZM211 217H213V215L211 216ZM216 217V216H215ZM220 217H222V216H220ZM126 218V217H125ZM170 218V217H169ZM196 218H198V217H196ZM200 219H199V221H201V220H203V221H205V218L202 216H200L199 217ZM210 218V217H209ZM214 218V217H213ZM216 218H218V217H216ZM206 219H207V217H206ZM100 220V219H99ZM194 220H192V222H193ZM198 221V222H199ZM202 221V222H203ZM208 221V220H207ZM217 221V220H216ZM219 221V220H218ZM66 222H70V220H68V219H66ZM116 222H118V221H116ZM195 222V221H194ZM71 223H72V221H71ZM210 223V222H209ZM26 226H25V225ZM77 224V223H76ZM203 224H205V223H203ZM202 223H201V225H203ZM214 223H210V224H208V226H210V227H212V225H213ZM16 225V224H15ZM102 225V224H101ZM176 225H178V224H176ZM193 225H195V224H193ZM216 225V224H215ZM17 226V225H16ZM141 226V225H140ZM205 226V225H204ZM207 226V224H206V226L205 227H207V230H209L210 229V227H208ZM10 227V226H9ZM15 226H13V227H11V228H9V229H6V230H8L7 232H5L3 235L5 236V238H1L0 239V242L2 243V245H4V247H5V249H2V248H0V250L2 249V250H4V251H7V256L9 257V253L11 252V255H12V251L13 250H15L16 249V247L18 248V247H21L22 249H24V251L25 252H22L21 254H23V253H28V256H27V261H28V263L29 264H36L37 263V261H36V255H38V248L34 245V244H32V243H30V242H22L21 243V245H20V242L18 243V244H16L15 243V241L18 239V238H16L14 235L16 234V232H18V229H20V228H17V227H15ZM195 227H199L200 228V224L197 226H195ZM202 227V226H201ZM214 227V226H213ZM7 228V227H6ZM142 228V227H141ZM209 228V229H208ZM228 228H226V229H228ZM213 229V228H212ZM215 229V228H214ZM216 229V230H217ZM220 229V230H221ZM260 229V228H259ZM23 230V229H22ZM137 230V229H136ZM211 230V229H210ZM247 230H246V232H247ZM0 231H1V229H0ZM125 230H122V232H124ZM141 231V230H140ZM224 231V230H223ZM223 231H222V234H224L225 232H227V231H224V233H223ZM253 231V230H252ZM255 231V230H254ZM253 231V232H254ZM3 232V231H2ZM23 233H25L24 231H22ZM133 229H129V230H126L125 232H124V234L125 235H129V236H131L132 234H133ZM144 232V231H143ZM215 232V231H214ZM213 231H211V234L212 233H214ZM216 232H218V231H216ZM15 233V234H14ZM25 233V234H26ZM59 233V232H58ZM136 233V232H135ZM141 233V232H140ZM209 233V232H208ZM229 233H231V232H229ZM233 233V232H232ZM237 233V232H236ZM240 232H238V234H239ZM247 233H249V232H247ZM247 233H244V234H247ZM0 234H2V233H0ZM25 234H22V235H25ZM34 234H36V232L34 233ZM39 234V233H38ZM118 234L119 233H117V234H113V238H116L117 236H118ZM143 234V233H142ZM251 234V232L249 233V235ZM21 235V236H22ZM41 235H43V234H41ZM112 235V234H111ZM226 235V234H225ZM29 236H31V235H29ZM48 236H51V235H48ZM121 236V235H120ZM123 236V235H122ZM146 236V235H145ZM210 236V235H209ZM226 236H228V235H226ZM257 236V235H256ZM3 237V236H2ZM90 237V236H89ZM195 237V236H194ZM211 237H213V236H211ZM234 236L232 235V236H230V237H228V238H223V235H222V237H220L221 238V240H219V241H221V242H219V245L221 246H226L227 247V243H229V245H231L230 243H231V240L232 241H235V237L233 238ZM255 237V236H254ZM253 237V238H254ZM259 237V236H258ZM129 238V237H128ZM191 238V237H190ZM189 238V239H190ZM214 238H215V236H214ZM16 239V240H15ZM119 239V238H118ZM125 239H127V238H125ZM131 239H132V237H131ZM192 240H193V238H191ZM212 239V238H211ZM217 239V238H216ZM219 239V238H218ZM255 239H257V237H255ZM12 240H15L14 242H11ZM23 240V239H22ZM26 240H28V239H26ZM76 239H74V241H75ZM124 240V239H123ZM237 240V239H236ZM251 240H252V238H251ZM259 240L260 239H257V242H258V245H257V243H256V248H257V246H259L260 245V243H262V242H260L259 243ZM129 241V240H128ZM218 241V240H217ZM239 241V240H238ZM263 241V240H262ZM11 242V244H10V247L8 246V244ZM78 242H80V241H78ZM107 242V241H106ZM178 242V241H177ZM81 243L83 244V242L81 241ZM127 243V242H126ZM190 243H191V241H190ZM221 243V244H220ZM240 243V242H239ZM238 243V244H239ZM175 244V243H174ZM174 244L172 245V247H174ZM217 244H218V242H217ZM264 243H262V245H263ZM14 245H17L16 247L14 246ZM125 245V244H124ZM123 245V246H124ZM178 245V243L176 244V248L178 247L177 246ZM228 245V246H229ZM235 245H237L236 243H235ZM253 245V244H252ZM255 245V244H254ZM253 245V246H254ZM81 246H83V245H81ZM169 246V245H168ZM217 246V245H216ZM215 246V247H216ZM220 246H218V247H216V249H217V252L219 253V251L218 250H222V249H219V247ZM239 246H244L243 244L242 245H239ZM239 246H237V247H239ZM261 246V245H260ZM76 247V246H75ZM255 247V246H254ZM253 247V249L250 247V249L252 250L251 252H250V250L248 251L249 252V254H248V256L251 258V259H255L256 261H259L260 262V260H261V263H262V260H263V262H264V248L262 249L263 250V255H261L262 254V252H258V251H262V250H257V253H261L260 254V256L259 257H257V256H255V254H257V253H255L254 251H256V248H254ZM261 247H263V246H261ZM20 248V249H21ZM167 248V247H166ZM214 248V247H213ZM221 248V247H220ZM243 248V247H242ZM21 249V250H22ZM49 250V247H46V250ZM164 249V248H163ZM163 249H161V252H163L162 250ZM215 249V248H214ZM234 249V248H233ZM237 249V248H236ZM236 249H234V250H236ZM245 249V248H244ZM258 249H259V247H258ZM261 249V248H260ZM2 250H1V252H2ZM17 250H19V249H17ZM166 250L167 249H165V252H166ZM171 250V249H170ZM174 250H175V248H174ZM223 250H225V248H223ZM221 251V252H223V254L220 252L219 254H217V257L216 258H214L213 256L217 253V252H214V255H213V253L211 252L210 253V257L212 258H214V259H220L219 260V262H217L216 261V263H218V264H223L224 262H225V264L228 262L224 257H225V251ZM237 250H240L239 248L237 249ZM246 250V249H245ZM20 251V250H19ZM171 251H173V249L171 250ZM189 252L191 251V250H188ZM187 251V257H188V255H189V252ZM216 251V250H215ZM229 251V254L230 255H232V253L234 252H231L230 253V250H228ZM232 251V250H231ZM62 251L60 250L59 251V254H57V253H54L53 254V256L51 257V258H53V260H52V262L51 263H54V264H61L62 262H65V259H66V257L64 258H62L61 256V253ZM77 252H78V250H77ZM192 252V251H191ZM190 252V253H191ZM236 252V251H235ZM234 252V254H236ZM3 253V252H2ZM26 253V254H27ZM167 253V252H166ZM226 253H227V250H226ZM239 253V252H238ZM229 254H227L228 256H226V258H228L229 257ZM4 255V254H3ZM17 255H18V253H17ZM16 255V256H17ZM23 255H25V254H23ZM51 255V254H50ZM165 255V254H164ZM191 255V254H190ZM239 255H241L240 253H239ZM238 255V257H242V256H239ZM15 256V257H16ZM116 256V255H115ZM216 256V255H215ZM235 256V255H234ZM255 256V257H254ZM209 257V258H210ZM236 257H237V254H236ZM235 257V258H236ZM1 258H2V256H1ZM189 258V257H188ZM187 258V259H188ZM191 258V257H190ZM209 259V261L211 262L212 261V259ZM248 258V257H247ZM260 258V259H259ZM7 259V258H6ZM17 259V258H16ZM61 259H62V261H61ZM139 259H141V258H139ZM224 259V260H223ZM237 259V258H236ZM235 259V260H236ZM239 259V258H238ZM111 259H108V258H104L103 260H101V264H108V263H110L111 261H110ZM223 260V261H222ZM226 260V261H225ZM13 261V260H12ZM188 261V260H187ZM191 261V260H190ZM4 263L5 262V259L3 258V261H2V259H0V264L1 263ZM66 262H68V261H66ZM70 262V261H69ZM94 262V261H93ZM213 262V261H212ZM212 262L210 263V264H212ZM214 262H215V260H214ZM213 262V263H214ZM220 262H223V263H220ZM236 262V261H235ZM140 263V262H139ZM138 263V264H139ZM187 263V262H186ZM216 263H214V264H216ZM229 263V262H228ZM70 264H86L85 262H83V260H82V258H79V259H77L76 257L74 258V256L73 257H71V263ZM94 264H98V263H94ZM190 264V263H189ZM201 264V263H200ZM208 264H209V262H208ZM230 264V263H229ZM231 264H235L234 262H231ZM253 264H255V263H253ZM264 264V263H263Z\"/></svg>",
    "mask_w": 264,
    "mask_h": 264
}]
</instances>
